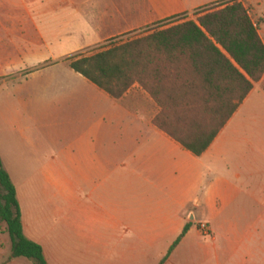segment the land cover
<instances>
[{
	"label": "crops",
	"instance_id": "crops-1",
	"mask_svg": "<svg viewBox=\"0 0 264 264\" xmlns=\"http://www.w3.org/2000/svg\"><path fill=\"white\" fill-rule=\"evenodd\" d=\"M217 1L0 0V24L8 5H17V26L31 25L44 47L18 51L10 63L9 40L0 34V74L17 76L1 84L13 102L3 114L11 131L0 157L5 170L42 171L50 224L30 230L23 214V226L49 264H160L186 226L165 264H264L258 84L198 157L154 125L161 109L140 85L114 99L70 66L76 53ZM41 57L49 64L36 69ZM21 65L28 71L17 73ZM21 110L40 135L14 132ZM197 221L213 227L215 242L200 240Z\"/></svg>",
	"mask_w": 264,
	"mask_h": 264
},
{
	"label": "trees",
	"instance_id": "trees-1",
	"mask_svg": "<svg viewBox=\"0 0 264 264\" xmlns=\"http://www.w3.org/2000/svg\"><path fill=\"white\" fill-rule=\"evenodd\" d=\"M70 66L114 99L140 85L161 109L154 125L199 157L254 84L263 81L264 42L245 5L231 0L204 11L196 21L90 57L76 56ZM3 225L13 260L49 264L43 247L25 234L18 192L0 157V230ZM188 231L186 226L160 264H165Z\"/></svg>",
	"mask_w": 264,
	"mask_h": 264
},
{
	"label": "rangeland",
	"instance_id": "rangeland-1",
	"mask_svg": "<svg viewBox=\"0 0 264 264\" xmlns=\"http://www.w3.org/2000/svg\"><path fill=\"white\" fill-rule=\"evenodd\" d=\"M229 1L231 0H218L217 2L212 3L207 7L193 11L189 15H184V16L181 15L176 19L172 18L164 21L153 22L151 25L147 26L142 30H137L129 34L123 35L121 37H118L113 41L105 43L99 48L89 50L83 54L80 53H76V54L77 56L83 55L90 57L103 51L104 49L111 48L117 45H122L130 41L137 40L145 36L154 34L155 32L164 31L190 21H196L197 16L202 14L204 11L208 9H215L220 5H223L224 3ZM238 1L243 3L247 8L254 24L258 29L259 35L264 42V0H238ZM7 16L8 19L6 21V24H4V26L0 24V34H4L5 36H7V39L9 40L7 49L10 56L9 57L10 63H13L14 61L18 60L16 59V57L12 58V56H15L18 51L25 52V55H27L28 51H32V50L43 52L44 47L40 42V40L37 39V37L34 35L32 26L27 24V22L25 23L24 26L21 27L17 26V5H8ZM25 16L29 18V11L27 9L25 10ZM18 36L21 38V40H19V43L17 40ZM44 60L45 58L43 57L40 58L41 62L40 64H38V67H36V69L42 68L47 64H49L48 62H43ZM21 67L22 68L18 70L17 73L28 71L29 69L27 66L24 67L23 65H21ZM12 75L13 74H9V73L0 74V154H1V148H2L1 146L3 141H5L6 146H8L10 137H8L6 133L8 131H11V129L9 128V124L7 123L6 120L3 119V114L7 113L10 104L13 102V99L8 95L9 92H7L5 90V87L1 86V84H2V80L11 81L17 78L16 75L15 76ZM24 76L25 75H23V77ZM258 86L263 90L264 79L262 82L258 83ZM19 114L21 115L19 126H16V130L14 132L18 133L28 128V130L32 131V133L36 135L37 134L40 135V133H42V131H40V128L33 123L32 118L30 116H27L28 114L26 113L24 114L23 110H21ZM11 139L13 140L15 138H11ZM6 170L10 174L13 183L16 189L18 190L19 201L21 203L24 214V224H27V227L30 230L36 227V229H39L38 231L40 232V230L44 229L45 226H49L50 220L48 216L51 213L50 204H49L50 203L49 191L47 187L41 184L40 176L42 174V171L33 170V169H28V170L17 169L16 164H15V169H9L8 167H6ZM200 222L201 221H197L195 223L197 236L200 238L201 241H206L209 243L215 242L216 233L214 232L213 227L210 224L204 222V224H206L209 227L212 233L211 237L206 239L199 232V225L201 224ZM37 225L40 226L38 227ZM28 235L31 238H33L31 234H29V232ZM11 255H12V245H11L10 237L6 233V225H3L0 230V264H12L11 261L13 259L11 258ZM16 264H31V263L25 259H19L17 260Z\"/></svg>",
	"mask_w": 264,
	"mask_h": 264
},
{
	"label": "built area",
	"instance_id": "built-area-1",
	"mask_svg": "<svg viewBox=\"0 0 264 264\" xmlns=\"http://www.w3.org/2000/svg\"><path fill=\"white\" fill-rule=\"evenodd\" d=\"M199 232L204 236V237H211L212 233H211V230L209 229V227L204 224V223H201L199 225Z\"/></svg>",
	"mask_w": 264,
	"mask_h": 264
}]
</instances>
